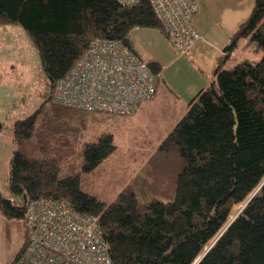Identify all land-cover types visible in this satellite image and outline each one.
I'll list each match as a JSON object with an SVG mask.
<instances>
[{
  "label": "trees",
  "instance_id": "1",
  "mask_svg": "<svg viewBox=\"0 0 264 264\" xmlns=\"http://www.w3.org/2000/svg\"><path fill=\"white\" fill-rule=\"evenodd\" d=\"M6 24L24 27L39 52L50 93L93 37L117 39L139 52L133 28L165 33L148 0L130 6L118 0H0V25ZM240 39L261 56L240 59L229 68L218 65L213 81L188 102L155 151L146 154V167L132 178V188L107 195L114 197L110 201L92 192L87 185L92 181L84 180L83 172L98 171L114 148V133L103 130L97 139L80 144L83 171L62 174L74 145L64 141L48 150L57 142L34 141L39 110L10 122L14 149L7 193L0 191V215L23 220L27 232L15 257L4 264H14L25 249L26 210L37 198L65 199L77 211L97 216L111 264H194L221 232L232 207L259 186L197 264H264V0H255L231 45ZM149 61L158 84L162 65ZM63 107L68 113L81 111L84 122L131 115Z\"/></svg>",
  "mask_w": 264,
  "mask_h": 264
},
{
  "label": "built area",
  "instance_id": "2",
  "mask_svg": "<svg viewBox=\"0 0 264 264\" xmlns=\"http://www.w3.org/2000/svg\"><path fill=\"white\" fill-rule=\"evenodd\" d=\"M141 0H118L135 5ZM176 51L188 52L202 38L195 23L197 0H148ZM157 94L149 59L128 44L93 37L70 71L59 78L52 99L85 111L129 115ZM28 243L14 264H111L110 246L97 216L65 199L37 198L26 210Z\"/></svg>",
  "mask_w": 264,
  "mask_h": 264
},
{
  "label": "rangeland",
  "instance_id": "3",
  "mask_svg": "<svg viewBox=\"0 0 264 264\" xmlns=\"http://www.w3.org/2000/svg\"><path fill=\"white\" fill-rule=\"evenodd\" d=\"M135 29L143 30L144 27ZM138 36L144 43L152 46L164 61L169 60V56L162 52L159 43L152 37L143 33H138ZM241 40L245 42L244 39ZM170 48L177 55L175 48ZM252 54L255 53L252 52ZM240 55H242L240 57H247L248 54L246 51ZM257 56H261V53ZM192 65L195 69L196 63ZM2 71L4 73L0 75V88L2 86L16 87L14 113H18L14 117H21L20 111L24 112L22 117H25L39 110L34 122L32 139L35 141L46 138L51 142H57L49 145L48 150L52 146L64 144V141L74 145L66 156L62 174H66L69 170L73 171L74 168L83 171L80 168V164L84 162L83 155L80 154L82 151L79 148L80 144L97 139L103 130L114 133V148L99 164L98 171H93L91 174L83 172L87 174L84 175L86 176L84 180L92 181L87 184L89 187L93 186L92 191L102 188L107 195L115 196L118 191L132 188V178L146 167L149 157L146 154L155 151L185 113L188 105L186 99L178 96L177 92L172 90L164 80L169 72L166 70L158 81L156 98L144 101L135 113L126 117L118 116L101 121L84 122L86 117L81 115V111L68 113L67 109L56 104L50 97L53 93H50L49 79L43 71L39 52L20 24L0 25V73ZM1 91L0 89V94ZM3 129L7 132L12 130L10 126L5 125ZM36 149H39L37 144ZM259 188L260 186L245 201L232 207L228 221L238 216ZM0 189L7 193L6 183L2 184ZM111 197L106 196L107 201L114 198ZM228 221L222 230L229 223ZM26 232L27 226L23 220L16 222L0 215V262L5 263L8 259L11 261L15 257L24 243ZM215 239H211L206 247L213 245Z\"/></svg>",
  "mask_w": 264,
  "mask_h": 264
},
{
  "label": "crops",
  "instance_id": "4",
  "mask_svg": "<svg viewBox=\"0 0 264 264\" xmlns=\"http://www.w3.org/2000/svg\"><path fill=\"white\" fill-rule=\"evenodd\" d=\"M197 1L199 11L195 16V23L202 33V38L186 53L176 51L166 34L158 29L144 27L143 30H140L135 29L137 28L135 27L131 31L135 49L145 58L154 59L161 63L162 71L159 79L166 70H169L164 80L168 83V86H171L172 90L177 92L178 96L184 97L186 102H189L200 89L208 86L213 81L214 70L218 65L229 68L239 59H258L260 57L257 56V52L245 46V42L243 43L241 39L237 41L235 46L231 45L232 35L252 11L255 0ZM138 33L150 36L159 43L162 52L169 56V60L164 61L152 46L142 41ZM170 47L176 51L177 55ZM246 51L247 57H240L242 56L240 53L243 54ZM252 52L255 54H252ZM194 63L197 66H195L196 70L192 65ZM15 88L12 86H2L0 88L2 90L0 94V122H2V126H0V188L7 181L10 159L14 149L12 130L7 132L3 128L4 125L9 126L10 122L15 119L23 118L24 113L20 111L21 117H14L18 113H14L17 98ZM3 95L5 96L2 99ZM89 173H93V170ZM92 192L101 198L107 196L102 188H96ZM0 264L4 263L0 262Z\"/></svg>",
  "mask_w": 264,
  "mask_h": 264
},
{
  "label": "water",
  "instance_id": "5",
  "mask_svg": "<svg viewBox=\"0 0 264 264\" xmlns=\"http://www.w3.org/2000/svg\"><path fill=\"white\" fill-rule=\"evenodd\" d=\"M0 126H2L1 122H0ZM25 199H26V195H24ZM236 218V217H235ZM234 218V219H235ZM232 219L231 221H228L229 223L226 225V227L221 230V232L218 234V236L216 237L215 241L213 243H215L217 241V239L222 235V233L225 231V229L232 223V221L234 220ZM212 247V245L210 247H207L206 250L204 251V253L196 260V262L194 264H197L199 262V260L205 255V253Z\"/></svg>",
  "mask_w": 264,
  "mask_h": 264
},
{
  "label": "bare ground",
  "instance_id": "6",
  "mask_svg": "<svg viewBox=\"0 0 264 264\" xmlns=\"http://www.w3.org/2000/svg\"><path fill=\"white\" fill-rule=\"evenodd\" d=\"M209 247V246H208Z\"/></svg>",
  "mask_w": 264,
  "mask_h": 264
}]
</instances>
